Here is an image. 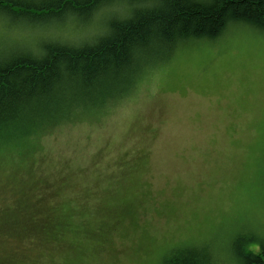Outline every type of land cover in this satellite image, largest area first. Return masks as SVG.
Here are the masks:
<instances>
[{
    "label": "rangeland",
    "instance_id": "1",
    "mask_svg": "<svg viewBox=\"0 0 264 264\" xmlns=\"http://www.w3.org/2000/svg\"><path fill=\"white\" fill-rule=\"evenodd\" d=\"M101 12L0 16V55L98 36L120 15ZM150 69L124 101L0 158V264H163L177 247L264 236V29L231 24Z\"/></svg>",
    "mask_w": 264,
    "mask_h": 264
},
{
    "label": "trees",
    "instance_id": "2",
    "mask_svg": "<svg viewBox=\"0 0 264 264\" xmlns=\"http://www.w3.org/2000/svg\"><path fill=\"white\" fill-rule=\"evenodd\" d=\"M113 5L120 15L98 36H44L34 48L0 55V158H21L63 124L129 98L150 68L189 41L213 40L234 23L264 29V0H0V16L37 25L89 22ZM163 264H264V236L238 231L224 251L177 247Z\"/></svg>",
    "mask_w": 264,
    "mask_h": 264
}]
</instances>
